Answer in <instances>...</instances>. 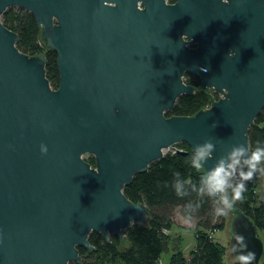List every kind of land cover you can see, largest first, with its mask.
<instances>
[{"label": "water", "instance_id": "water-1", "mask_svg": "<svg viewBox=\"0 0 264 264\" xmlns=\"http://www.w3.org/2000/svg\"><path fill=\"white\" fill-rule=\"evenodd\" d=\"M136 1L0 0V264L79 263L91 232L124 241L150 212L123 187L177 142L192 151L210 139L208 168L230 146L249 147L264 107V0H177L170 11H160L164 0H143L142 15ZM10 6L29 10L56 52V88L44 54L20 51L19 35L2 23ZM184 8L202 21L187 27ZM182 33L199 46L188 49ZM184 71L219 97L193 114L166 115L194 91ZM236 233L258 264L263 241L235 206L231 255Z\"/></svg>", "mask_w": 264, "mask_h": 264}, {"label": "trees", "instance_id": "trees-1", "mask_svg": "<svg viewBox=\"0 0 264 264\" xmlns=\"http://www.w3.org/2000/svg\"><path fill=\"white\" fill-rule=\"evenodd\" d=\"M2 23L19 35L17 48L27 54L43 53L46 58L45 75L50 85L56 88L59 75L56 64V53L40 45V28L35 24L31 14L19 7H10L1 15ZM218 96L209 91L196 89L192 94H181L166 115H189L200 108L211 104ZM249 147L255 148L258 143L264 145V107L249 126ZM174 149L163 154L159 159L150 163L147 170L136 173L130 183L123 187L125 196L133 202H142L150 212V219L144 226L132 224L125 230L123 242L116 236L110 235L106 241L101 234L91 232L88 241L93 245L90 250L78 247L81 261L69 264H160V255L166 248L170 237L167 230L172 226L171 216L162 207L179 206L180 213L189 201L195 203L201 200L195 193L187 197H178L172 187L177 177L192 179L198 182L199 173L190 166V147L183 141L174 144ZM177 149L186 152H178ZM84 158L94 165L92 155ZM258 174V173H257ZM256 176L247 182V190L242 201L236 207L242 210L256 225L258 234L264 235V188L257 191ZM213 203L208 197L201 200V206L195 213L199 219L194 227L195 247L185 257L181 250L171 253L169 264H222L227 247L214 240L208 227L222 229L225 217L219 223L210 224L213 217ZM235 258V257H234ZM236 264V259L232 261ZM258 264H264V252Z\"/></svg>", "mask_w": 264, "mask_h": 264}, {"label": "clouds", "instance_id": "clouds-1", "mask_svg": "<svg viewBox=\"0 0 264 264\" xmlns=\"http://www.w3.org/2000/svg\"><path fill=\"white\" fill-rule=\"evenodd\" d=\"M228 0H222L227 3ZM184 37H182L183 40ZM231 54V53H230ZM229 54V55H230ZM215 127V125H213ZM216 145L209 139L196 144L189 159L190 166L199 173L198 182L177 177L172 187L178 197H187L195 193L198 197H208L213 203V212L217 217L228 216L237 202L242 201L247 190V182L258 172H264V145L249 148L237 143L215 158L210 168L206 162L213 160ZM41 154L47 152L45 145L40 146ZM201 200L189 201L183 207L181 219L187 226L194 223L195 213L201 206ZM246 238L239 233L234 235L231 253L236 257V264H254L256 253L247 250Z\"/></svg>", "mask_w": 264, "mask_h": 264}, {"label": "rangeland", "instance_id": "rangeland-1", "mask_svg": "<svg viewBox=\"0 0 264 264\" xmlns=\"http://www.w3.org/2000/svg\"><path fill=\"white\" fill-rule=\"evenodd\" d=\"M174 145H171L167 148H165L163 151L164 153L173 150ZM87 154H84L86 156ZM258 180H257V191L258 193H261L264 188V172H258L257 174ZM162 210L168 213L171 216L172 220V226L170 230H167L169 233L171 239L168 240L166 248L162 251L160 255V264H169V258L173 251L175 250H181L185 257L189 256L190 251L195 247V230L194 227L196 225L198 217H195L194 223L191 226H187L183 223L181 219V213L179 206H166L162 207ZM232 216V212L225 217V226L222 229H210L211 227H208V231L212 234L214 240H217L223 244L226 245L227 250L224 255L223 263L222 264H232V261L235 259L233 255L229 253V236H230V218ZM221 217H217L213 215V217L210 220V224L219 223ZM260 237L264 244V235L263 233H260Z\"/></svg>", "mask_w": 264, "mask_h": 264}, {"label": "flooded vegetation", "instance_id": "flooded-vegetation-1", "mask_svg": "<svg viewBox=\"0 0 264 264\" xmlns=\"http://www.w3.org/2000/svg\"><path fill=\"white\" fill-rule=\"evenodd\" d=\"M178 2H177V0H164V2H163V8H161V10L160 11H170V10H172L171 8H175L174 6L177 4ZM107 4H110V5H115V3L114 2H107ZM10 7H18V6H10ZM10 7H8V8H10ZM7 8V9H8ZM20 8V7H19ZM6 9V10H7ZM23 9V8H22ZM135 9L137 10V12H138V14L139 15H142V12L146 9V3H145V1H143V0H137L136 1V3H135ZM26 12H28V13H30L31 14V16H32V18H33V15H32V13L29 11V10H26V9H24ZM150 11V10H149ZM152 11V10H151ZM183 11H184V14H185V16H184V18L185 19H183V21L185 22V24L187 25V27H189V28H191V25L193 24L194 25V27H195V23H200L201 21H202V19H191L190 18V16L188 15V12H187V10L184 8L183 9ZM5 12V11H4ZM3 12V13H4ZM153 12V11H152ZM2 13V14H3ZM34 19V18H33ZM39 27V26H38ZM40 28V27H39ZM196 30H200V29H196ZM182 37H184L183 38V40H182ZM181 40L183 41V44L188 48V49H195V48H197L198 46H199V42H198V40L197 39H195L193 36H189V35H187L186 33L184 34V33H182L181 34ZM39 42H40V45H43L44 44V41L42 40V38H41V28H40V40H39ZM45 49H49L48 47H46L45 46V44H44V46H43ZM51 50V49H50ZM52 51H54V50H52ZM55 52V51H54ZM56 53V52H55ZM58 71V70H57ZM58 75H59V73H58ZM181 78H182V81L185 83V84H188V85H190V86H192V87H194V91L196 90V89H201V88H199L201 85H202V82H203V80H202V78H201V76H199V75H195V74H193V73H191V72H188V71H184L183 72V74H182V76H181ZM211 86H213V85H210V84H204V88L203 89H201V90H206V91H209V93L210 94H216L218 97H219V94L217 93V92H215V91H213L212 89H211ZM193 91V92H194ZM217 99V98H216ZM215 99V100H216ZM210 105V104H209ZM209 105H207V106H209ZM206 107V106H205ZM111 235V234H110ZM112 235H114V234H112ZM105 240V239H104ZM121 242H123V241H121Z\"/></svg>", "mask_w": 264, "mask_h": 264}]
</instances>
